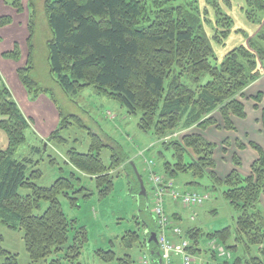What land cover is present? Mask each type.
<instances>
[{
    "label": "trees",
    "instance_id": "16d2710c",
    "mask_svg": "<svg viewBox=\"0 0 264 264\" xmlns=\"http://www.w3.org/2000/svg\"><path fill=\"white\" fill-rule=\"evenodd\" d=\"M239 1L243 3L240 9L248 23L259 28L254 36L237 28L230 14L235 6L233 0H206L203 8L200 0H44L46 23L53 35L47 43L50 73L63 92L77 95L94 88L100 95L118 102L129 115L140 113L139 130L155 136L162 146L158 152L162 161L159 172L174 182L181 176H191L193 180L188 186H203L206 192L222 189L223 198L237 212L234 229L204 232L195 227L184 231L192 244L191 253L198 258L206 257L205 264H212L211 261L264 264L263 149L249 143L259 154L250 176L239 172L242 161L235 154L233 163L237 169L222 180L216 173L215 144L200 134L176 137L194 127L201 131L214 126L220 128L212 117L216 112L220 113L226 131H236L232 117L247 119L245 106L238 98L264 76V0ZM4 3L19 15L25 12L23 0H4ZM35 4V0H29L28 56L26 64L17 69V76L33 101L46 94L56 102L53 90L40 88L32 79L37 35ZM210 10L214 15L212 23ZM14 21V15H0V29L8 28ZM204 23L213 26L212 35L205 31ZM234 36H242L246 43L219 58L215 46H226ZM21 58L23 51L18 42L12 50L0 51V60L18 64ZM0 79V131L8 141L7 147L0 150V223L23 233L32 264H81L90 234L86 226L67 217L60 196L69 199L73 207L77 206L78 194L91 197L93 192L86 186L76 188L75 181L81 182L82 177L78 176L81 175L95 182L100 198L106 199L115 189V177L121 175L112 172L122 169L129 173L128 166L133 163L113 155L111 164L106 165L102 153L107 145L99 134L90 131L89 152L82 153L75 148L67 152V163L77 173L58 178L50 187L39 186L37 181L43 177L39 163L33 164L31 157L15 156L27 141L31 122L1 75ZM263 99V93L253 98L255 109H260ZM60 117L61 123L48 142H67L62 134L72 124L85 128L77 116L60 112ZM261 125L264 130V109ZM230 145L228 140L224 142L225 155ZM236 145L240 150L246 148L240 141ZM169 151L173 152L172 160L166 158ZM33 154L46 153L36 147ZM130 178L134 183L132 173ZM204 179L209 184L203 185ZM134 184L142 203L145 191H138ZM44 204H47L45 210ZM140 217H135L137 230L128 232L122 244L127 251L143 250L144 256L151 254L148 246L158 247L151 235L155 222L151 227ZM169 218L181 226L178 216ZM203 238L223 246L231 259H222L210 249L203 251ZM4 241L0 235V264H19L18 255L2 246ZM99 254L105 262H134L132 255L118 258L113 250ZM155 256L156 263L162 264L159 251Z\"/></svg>",
    "mask_w": 264,
    "mask_h": 264
},
{
    "label": "rangeland",
    "instance_id": "374dc122",
    "mask_svg": "<svg viewBox=\"0 0 264 264\" xmlns=\"http://www.w3.org/2000/svg\"><path fill=\"white\" fill-rule=\"evenodd\" d=\"M1 1L2 0H0V6ZM8 1L11 2L12 0ZM200 1L201 7L203 8L206 4V0ZM233 2L235 6H233L230 14L235 19L237 28L245 30L249 36H254L259 31V28L248 23L245 15L240 9L242 1L233 0ZM35 3L37 10V35L34 41L35 68L32 73V79L39 85L40 88L53 90L56 100L55 103L58 105L59 111L63 112L66 116L73 115L79 117L85 127L80 128L77 124H72L62 134V137L66 139L67 142L62 144L48 142L49 146L47 145L48 143H46L45 146H40L44 149L46 154L37 156V158L41 157L43 159L38 167L43 172V177L37 181V184L41 187H50L58 178H69L72 172L75 171L77 173L75 168L67 163V152L72 148H75L82 153L89 152L92 142L90 131L95 134H99L103 138V142L107 145L102 153V157L106 165L111 164L113 155L130 159L133 164L128 166V169L130 170L129 173L128 170L127 172H124L122 169L112 172L113 175H117L118 173L121 175L115 177V189L106 199L100 198L95 182L81 175L78 176L82 177V181H75L76 188L78 189L82 186H86L91 192H93L92 196L84 198L83 194H78V196H76L78 198L76 202L77 206L75 207L71 205L69 199L64 196H60V201L67 217L69 219L77 220L80 225L86 226L90 234L89 243L83 250L80 263L119 264L118 260L105 262L99 254L102 251L107 252L113 250L116 252L118 258H122L125 254H130L132 255L134 261L133 264H142L144 251L139 248L127 251L122 244V238L128 232L137 230L138 226L135 222L136 216L140 217L142 215L143 218L149 222L151 227L153 226V185L150 182V178L153 174H151L148 169V162L151 160L155 162L156 166L154 167V172L156 175L160 176L166 182H174L171 181V179L164 177L163 174L159 172V166L162 161L158 158V152L162 149V146L155 136L143 133L139 130L138 121L140 113L137 115H129L127 110L118 102H115L106 96L100 95L96 89L88 88L77 95L65 94L63 92L61 87L55 81L54 76L50 73L47 43L53 38V35L46 23L44 0H35ZM23 5L25 7V12L20 15L17 14L16 10L14 11L13 8L7 5L2 6V8L4 7L8 13H11L10 15L14 13L15 21L8 28L4 30L0 29V38H3L4 32V38L0 42V51L3 52L12 50L15 42H18L22 47L23 58H21V62L18 63V67L26 64L28 56L26 38L28 37L27 21L29 18V0H23ZM2 8L0 7V9ZM210 13L209 18L211 19H208L212 23V21H214L212 20L214 16L212 10H210ZM211 27L213 26H208L204 23V29L209 35L213 34ZM245 43L246 41L242 36H234L226 43V46H215V49L218 57L222 58L224 54L232 48ZM2 63H4L3 66H5L4 60H0V64ZM0 67L2 69L4 68L2 65H0ZM1 72L4 74L3 70ZM4 77L2 78L3 82L6 83L12 90L22 106L23 101L21 99V95H18V89L21 85L18 78L15 75ZM262 79L260 87L257 88L258 91H256L258 94L259 91L264 93V78ZM255 85L256 83L251 85L248 90L246 89V92H243L242 97L240 96L238 98L245 106V109H255L256 103L253 101V98H255L258 94L253 98L251 97L254 93L251 92V89ZM1 86L2 81L0 79V88ZM46 97L47 99H50L48 95ZM49 103H52V101ZM260 109H264L262 104ZM46 113L47 114L45 115H40V117L43 120L45 119V122L49 121V123H51L52 118H54L53 116L56 114L53 113L51 115L50 112ZM212 117L220 123L219 129H224V123L220 113L216 112L212 115ZM251 122L252 116H250L249 122H245L244 125H242V130L245 127L247 128L248 123L250 124ZM39 123L41 124V120ZM49 123L47 124L49 125ZM44 124L45 123H43V125ZM54 131H56V129ZM32 132L31 129L27 131V141L17 150L15 155L16 158L21 159L29 157L33 154V147L36 144V140L32 135ZM248 132L250 133V138L252 140L254 139L256 144L261 147L264 145V135L261 132L253 133L251 129L248 130ZM180 133H178L177 137L182 139L184 136L180 137ZM188 133H193V131ZM0 134L2 135V137H0V150H2L7 147L8 141L6 134L3 131H0ZM183 134H185V132ZM233 137L236 136L230 135L231 140L235 139ZM3 143L5 144L4 146ZM222 143L223 141L213 143L217 146L215 160L220 172L223 170V167L227 168L230 164H232L233 155L238 152L234 146L229 154V159L223 160ZM246 144L249 146L248 143ZM172 154V151L166 152V158L168 160H172ZM52 159L55 161H52ZM130 173H132V179L137 185V190L141 191V189H144L143 191L147 192L145 198L142 199L141 212H139L138 209L137 199L130 193L128 180V174ZM187 180L192 181L193 178L191 176H181L179 179V183H181V187L183 189L191 192H197L199 194H209L210 198L199 207H184L178 203L176 211L183 216V223H180L181 226L185 229L198 227L204 232L218 231L227 227L234 229L236 226L237 212H235L229 202L223 198L222 189L217 192H206L203 186L194 187L186 185L185 182ZM208 181V179H204L201 183L203 185H207L209 184ZM22 193L27 194L28 192L22 191ZM148 207L150 208L148 209ZM46 208L47 204H44L43 210ZM262 209L264 211V202L262 203ZM192 215L196 216L194 221L190 220ZM0 235H2L5 239L2 246L11 253L18 255L19 264H32L25 249L22 232L11 230L0 223ZM201 244L203 251L210 249L219 255V257H222V259H231V254L223 246L213 244L206 238L202 239ZM219 249H223L226 256H220L218 251ZM205 256L208 257V255ZM211 263L216 264L213 261H211ZM38 264L45 263L41 262Z\"/></svg>",
    "mask_w": 264,
    "mask_h": 264
},
{
    "label": "crops",
    "instance_id": "0c3cea01",
    "mask_svg": "<svg viewBox=\"0 0 264 264\" xmlns=\"http://www.w3.org/2000/svg\"><path fill=\"white\" fill-rule=\"evenodd\" d=\"M5 5L6 4L4 3V0H2L0 7L2 8V6H5ZM5 14H11V13H8L6 11V9L3 7L2 9H0V15H5ZM12 15H14V13H12ZM3 38H4V32H3ZM4 62H5V66H3L4 63L0 64V65H2V67H4L3 69L0 67V75L2 76V78L4 76L7 77L9 75H11V76L15 75L18 78V76H17V69L19 68L17 66L18 64L11 63L10 61H4ZM1 69L3 70L5 75L1 72L2 71ZM262 78H264V76ZM261 79H259L257 82H255L256 85L254 87H252V89H251V92H254L251 95L252 98L258 94V92H256V91H258L257 88L260 87ZM18 91H19L18 95L19 94L21 95V99L23 101L22 106H21V103L19 102V100L17 99V97L15 96V94L13 92L12 93H13L15 100L18 102L23 114L31 122V132L33 131L32 135L34 136V138L36 140V144L33 148L45 146V144L48 143V138L50 137V135L54 132L55 129H57L59 127V125L61 123L59 107L55 102H54L55 104L53 103L51 98L50 99H51L52 103H49L51 101H50V99H47L46 94L41 95L36 101H33L30 98L27 91L25 90V88L22 87V85L19 86ZM245 92H246V90H245ZM259 93H263V92L259 91ZM263 95H264V93H263ZM52 104H54V105H52ZM262 106L264 108V99L262 102ZM262 110L263 109H258V110L257 109H246V113H247V119L246 120H242V119H239L237 117H232V121L235 125L236 131H226L224 129H219L215 126L210 127L206 131H201V130L197 129L196 127H194V128L189 129V130L183 131V133L185 132V134H183L181 132L180 137H183L186 135H191V134H200L212 143H215L218 141H223V143H222L223 148H224V142L226 140H228L231 145L228 148V153L226 155L223 153V150H222L223 160L229 159V154L231 152V149L235 146L237 151H238L236 154L240 157V159L242 161V166L240 168H238V170L243 176H250L251 175V167L259 159V154L255 150H253L251 147L247 146V144H246V143L249 144L250 142L255 143L254 139L252 140L250 138V136H249L250 133L248 132V130L251 129L253 133H260L261 132L264 135V130H263L262 125H261ZM46 112H50L51 115L53 113L56 114L55 116H53L54 118H52V120L50 119L51 123H49V121L45 122V119L43 120L40 117V115L47 114ZM250 116H252V122L250 124L248 123V127L247 128L245 127L242 130V125H244L245 122L250 121ZM40 120H41V124L39 123ZM43 123H45V124L43 125ZM47 123H49V125ZM218 125H220V123H218ZM260 127H261V129H260ZM192 131H193V133H188V132H192ZM230 135H235L236 137H233L235 139L231 140ZM0 137H2L1 134H0ZM237 141H240L242 144H244L246 146V148L244 150L238 149V147L236 145ZM4 143H3V146L5 145ZM47 145L49 146V143ZM50 146H52V145H50ZM5 148H3V149H5ZM261 148L264 151V145H262ZM216 153H217V150L215 151V157L214 158H216ZM38 155H40V154H32L31 156H29L33 159V164H35V165H37V163H39V165H40L41 161L43 160L41 157L37 158ZM234 155H233V157H234ZM215 162H216V160H215ZM229 164H230V161H229ZM222 169L223 170L220 172L219 171L220 169L218 168V165L216 163L217 175L219 176L220 179L225 180L226 177L233 170L237 169V167L233 163V158H232V164H230L227 168L223 167ZM189 182H191V181L187 180L185 182V184L188 185L187 183H189ZM175 183L180 187V189L182 188L181 187L182 185H181V183H179V180L176 181ZM183 190L188 191L186 189H183ZM177 206H178V203H175L171 199L168 198L166 201V213L168 216H175V215L178 216L179 221L182 222L183 216L179 212L176 211ZM190 220H191V217H190ZM187 229H185L183 227V231H186ZM199 257L204 262H206L205 261V260H207L206 257H203V256H199Z\"/></svg>",
    "mask_w": 264,
    "mask_h": 264
},
{
    "label": "built area",
    "instance_id": "2783aa9c",
    "mask_svg": "<svg viewBox=\"0 0 264 264\" xmlns=\"http://www.w3.org/2000/svg\"><path fill=\"white\" fill-rule=\"evenodd\" d=\"M154 166V161L148 162V168L153 174L150 178L153 185L152 212L157 225V246L162 264H205L202 259L191 253L192 244L181 226L173 223L167 216L166 201L169 198L184 207H199L209 199V196L183 191L174 182L164 181L160 176L153 173ZM191 220H195V215L191 217ZM218 251L220 256H226L223 249ZM142 264H154L150 254L147 253L142 257Z\"/></svg>",
    "mask_w": 264,
    "mask_h": 264
},
{
    "label": "water",
    "instance_id": "95a60500",
    "mask_svg": "<svg viewBox=\"0 0 264 264\" xmlns=\"http://www.w3.org/2000/svg\"><path fill=\"white\" fill-rule=\"evenodd\" d=\"M128 180H129V184L131 185V188H130V193L133 197H135L138 201V209H139V212H141L142 210V207H141V195H137L135 193V189H136V186L135 184L131 181V178H130V174H128ZM146 194V191L144 192ZM153 237L154 239H156V234L154 233L153 234ZM148 250L151 252V257L154 261V264H157L156 263V256H155V252L158 251V249H155L153 246H148ZM158 264H161L159 261H158Z\"/></svg>",
    "mask_w": 264,
    "mask_h": 264
}]
</instances>
